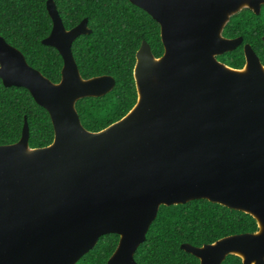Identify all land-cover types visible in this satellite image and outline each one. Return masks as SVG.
<instances>
[{
	"label": "water",
	"instance_id": "obj_1",
	"mask_svg": "<svg viewBox=\"0 0 264 264\" xmlns=\"http://www.w3.org/2000/svg\"><path fill=\"white\" fill-rule=\"evenodd\" d=\"M161 28L164 53L143 40L133 76L137 102L120 120L91 132L76 103L115 86L102 75L84 79L72 45L91 32L88 20L67 30L54 0H47L52 30L42 40L63 59L54 83L0 36V79L26 88L45 108L53 142L0 145V264H76L103 236L120 238L108 264H138L160 206L206 199L251 215L254 233L181 249L200 264H264V64L244 47L234 69L217 56L243 39L223 30L244 8L259 14L264 0H128ZM264 40V38H263Z\"/></svg>",
	"mask_w": 264,
	"mask_h": 264
},
{
	"label": "trees",
	"instance_id": "obj_2",
	"mask_svg": "<svg viewBox=\"0 0 264 264\" xmlns=\"http://www.w3.org/2000/svg\"><path fill=\"white\" fill-rule=\"evenodd\" d=\"M47 0H0V36L19 49L29 65L54 83L61 79L63 59L58 50L42 40L52 30ZM67 30L88 20L91 32L79 36L72 53L84 79L110 75L114 88L101 97H86L76 103L82 125L98 132L123 118L137 102L133 76L136 53L143 40L155 57L164 53L161 28L147 12L128 0H54ZM227 38L242 37L233 51L217 59L234 69L245 64L244 45L249 44L264 64V5L259 14L244 9L233 15L223 30ZM29 126V146L41 148L54 139L48 111L38 105L23 87H6L0 79V145L21 139L24 123ZM256 220L249 214L206 199L185 204L160 206L145 241L134 258L138 264H200L181 249L189 243L201 247L221 238L254 233ZM120 238L107 234L76 264H108ZM222 264H243L240 257L228 255Z\"/></svg>",
	"mask_w": 264,
	"mask_h": 264
},
{
	"label": "flooded vegetation",
	"instance_id": "obj_3",
	"mask_svg": "<svg viewBox=\"0 0 264 264\" xmlns=\"http://www.w3.org/2000/svg\"><path fill=\"white\" fill-rule=\"evenodd\" d=\"M244 9H248V8H244ZM244 9H243V10H244ZM241 11H242V10H241ZM230 19H231V18H230ZM229 21H230V20H229ZM228 23H229V22H228ZM228 23H227V24H228ZM224 37H225V36H224ZM226 38H227V37H226ZM238 38H239V37H238ZM241 38H242V37H241ZM263 38H264V36H263ZM228 39H235V38H228ZM242 39H243V38H242ZM242 42H243V41H242ZM241 44H242V43H241ZM241 44H240V45H241ZM240 45H239V46H240ZM245 45H246V44H245ZM245 45H244V47H245ZM248 45H249V44H248ZM236 48H237V47H236ZM244 54H245V53H244Z\"/></svg>",
	"mask_w": 264,
	"mask_h": 264
}]
</instances>
